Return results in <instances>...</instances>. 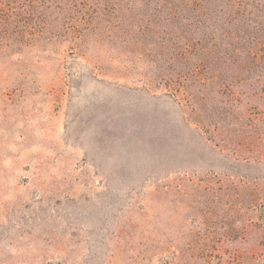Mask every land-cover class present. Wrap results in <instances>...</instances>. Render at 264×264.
<instances>
[{"label":"rangeland","instance_id":"rangeland-1","mask_svg":"<svg viewBox=\"0 0 264 264\" xmlns=\"http://www.w3.org/2000/svg\"><path fill=\"white\" fill-rule=\"evenodd\" d=\"M0 264H264V0H0Z\"/></svg>","mask_w":264,"mask_h":264}]
</instances>
